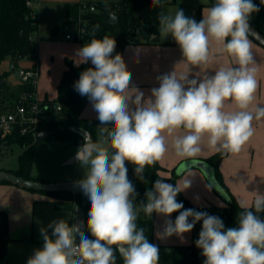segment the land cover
<instances>
[{"label": "clouds", "instance_id": "obj_1", "mask_svg": "<svg viewBox=\"0 0 264 264\" xmlns=\"http://www.w3.org/2000/svg\"><path fill=\"white\" fill-rule=\"evenodd\" d=\"M162 2L152 0L156 7ZM260 3L264 5V0ZM259 11L253 0H215L203 10L200 22L179 9L174 16L161 13L160 35L174 39L188 65H206L210 41H214L236 66L192 79L175 71L165 73L157 77L159 86L147 98L132 84L122 55L113 56V37L92 38L76 50L77 64L90 61L92 66L81 72L74 90L88 98L104 126L100 135L106 134V139L94 141L90 132L81 129L83 143L73 157L86 169L84 177L73 182L90 201L86 230L80 219L72 224L53 220L40 229L43 246L34 250L26 264H116L117 254L123 264H159L158 245L150 243L145 229L137 225L140 211L150 218L153 213L165 217L163 230L156 234L160 240L175 235L183 241L184 234L202 221L195 245L202 250L203 264H264V220L259 215L264 212V194L255 192L251 204L238 202L243 211L237 216V226L225 229L219 217L184 209L177 201V195L191 186L190 176L175 186L157 179L145 193L146 203L137 208L136 189L126 167V162L132 164L137 178L143 180L146 167L169 150L165 134L172 136L179 130L184 134L174 138L172 147L180 158L197 157L205 137L208 148L216 152L242 150L254 134L253 121L264 118V107H253L258 81L249 39L251 15ZM98 28L93 29V37ZM228 102L235 105V111H225ZM213 186L224 195L212 182L208 190ZM175 212H179L175 220L168 219Z\"/></svg>", "mask_w": 264, "mask_h": 264}, {"label": "trees", "instance_id": "obj_2", "mask_svg": "<svg viewBox=\"0 0 264 264\" xmlns=\"http://www.w3.org/2000/svg\"><path fill=\"white\" fill-rule=\"evenodd\" d=\"M27 1L28 0H0V67L3 62L8 60L12 67L18 68L21 61L27 58L34 60L36 58L37 49L34 35L39 30V21L34 23L35 21L30 16L31 10L27 6ZM214 3L215 0H211L210 6ZM253 3L260 8V11L251 15L249 23L264 35V5L260 3V0H253ZM149 6H153L152 0H123L118 4H105L101 14L89 13L88 15L83 14L80 16V12L84 10L85 7L81 5H69L66 12V22L72 19L78 20L80 17L89 20L90 23L85 27V32L83 33L80 44L84 46L86 43H89L92 38L102 39L107 35L116 40V49L113 56L116 53L123 56L128 46L150 43L156 44L158 42L157 26L144 23L140 17L142 11ZM112 16L118 19V24L116 26H111L107 23ZM97 25H99V28L95 32V37H93V29ZM115 31H117V34L113 36L112 32ZM152 34H155V38H153ZM67 65L68 69L63 73L57 87V100H55V102L62 107V111L56 114V119L53 108H48L45 111L43 120L35 131L28 132L25 135H20L16 132L5 138H2L0 134V154L3 153L7 145L12 143H18L24 149L19 157L18 169L7 172L28 180H36L31 175L36 153L34 142L41 133L47 132V135H51L59 142L72 143L76 147H79L83 143L80 130L85 129L91 133L93 140L97 141L98 133L104 126L100 125L98 120H86L81 118V114L89 100L87 97L79 95L78 92L74 90V84L79 79L81 72L92 65L87 63L75 66L71 61H68ZM8 76L9 72L0 73V79L7 80ZM31 92H33V88L29 85L20 84L12 88L5 82L0 86V109L12 105L14 101H17L24 93ZM108 127L110 128L111 126ZM73 129L77 131H73ZM227 156L228 154L217 152L205 160L214 168L217 181L230 196V201L227 202L226 206H196L192 204L182 192H180L176 198L178 202L183 203L184 209H194L219 217L223 221L225 229L236 227L237 216L243 211V209L239 207V204L232 198L222 181L219 166L222 160ZM126 167L128 168V178L135 186L137 193L134 203H136V207L139 208L140 203H146L145 193L152 189L154 182L157 179L164 180L160 175L162 167L159 161L152 166L146 167L143 180L137 178L132 164L126 162ZM179 177L180 176L176 175L173 171V177L168 181L175 186ZM0 184L9 183L0 182ZM44 194L69 203L67 204L68 207H71V204L80 206L85 211L88 219L87 213L90 207V201L86 197L71 193ZM56 205L57 207L61 206L60 203H56ZM184 209H181V211ZM252 210L254 211V209ZM178 215L179 212L173 213V221ZM259 215L260 218L264 220V212ZM189 222H191V219ZM137 225L145 229V235L148 237L150 243L158 245L160 250L159 264H203L205 258L201 255L202 250L198 249L195 245V241L198 240L199 232L202 229V221L197 222L192 229V243L189 246H162L157 244L155 241L153 214L150 218L140 211ZM49 233H51V231ZM9 243V216L7 212L0 211V264H8ZM40 243L43 244L42 238ZM117 257L118 264H123V260L118 254Z\"/></svg>", "mask_w": 264, "mask_h": 264}, {"label": "crops", "instance_id": "obj_3", "mask_svg": "<svg viewBox=\"0 0 264 264\" xmlns=\"http://www.w3.org/2000/svg\"><path fill=\"white\" fill-rule=\"evenodd\" d=\"M210 4L211 0L203 4L204 7L201 11L202 18L203 10L211 7ZM39 32L40 26L37 32L38 34L36 33L34 35L35 41L36 37L40 35ZM249 39L251 38L249 37ZM251 41L253 45L252 51L256 60V79L258 81L256 99L253 102V107H264V48L252 39ZM40 42L41 41L39 40L38 45ZM222 47V45L217 44L214 41H210L209 62L200 68L192 67L183 61L181 51L176 42L162 41L161 39H158V42L156 44L150 43L128 46L125 49L122 57L126 63L127 70L132 74V84L142 90L145 93V98H147L148 96H150V90L154 87L159 86L157 77L165 73L175 71L178 76L181 74H186L189 75V79H192L196 78L195 75L202 77L206 73L209 75L214 74V72L221 67H235L236 65L234 64L233 59L227 54V52L222 51ZM27 61H33L32 64L37 66L39 69V53L37 52L35 60L27 58L21 61L19 67L14 68V72L19 68L31 69L32 67L22 66V64L26 63ZM88 63L91 64L90 61ZM67 69L68 67L63 71V73ZM63 73L59 79L58 85L63 76ZM5 82H7V80H5ZM18 85H20V83L16 86H12V88L17 87ZM42 98H46L49 101H55L50 100L47 94ZM235 110L236 108L234 104H232L231 102L226 103L225 111ZM81 118L86 120H98L97 113L93 110L90 101L83 110ZM253 128L254 134L250 138V140L243 146L242 150L237 154H228V156L222 160L219 166L222 181L228 189L232 198L237 203L244 202L246 205L251 204L256 195L255 192L264 194V118L259 121L254 120ZM183 134V130L177 131L172 136H168L167 134H165L169 150L159 161V164L162 167L160 175L162 176V178H164L165 183L170 184L168 180L173 177V171L176 175H178L177 170L182 163L196 160L205 161L209 157L217 153L216 151L208 148L207 138L205 137L204 141H202L201 144L202 152L197 157L191 159L177 157L172 147V142L176 136H181ZM77 149L78 147L73 145L71 152H68L67 158L69 159L74 157ZM0 171L3 170L0 169ZM31 175L34 179L37 178L32 174V172ZM178 176H180L176 181V184L178 185H182L184 176H190L189 179H191L192 181L191 186L188 189L182 191V193L188 200L191 201L192 204L196 206H226L228 202L227 200L219 196L213 188L211 189V191L208 190L207 186L210 183L208 182L204 173L199 169L191 168ZM78 180L80 179H78L75 174H71L70 176L64 177L57 181H50V183L67 184L73 183ZM228 198L230 201L229 195ZM29 201L36 202L38 209L44 207V205H46L45 207L48 206L52 210L51 212L53 216L56 213L55 220L66 219L69 224L74 223L75 208L77 207L76 204H71V207H68L67 204L69 203H66L62 200H59L58 198L44 194L42 192L26 190L11 184H0V211L7 212L9 217L10 214L8 209L12 206L11 204L13 202L24 204L25 202L28 203ZM56 203H60L61 206L57 207ZM153 216L155 227V241L157 244L162 246L191 245L193 237L192 231L184 234L183 241L180 239V237H177L175 235L169 237L166 240L158 239L156 234L157 232L163 230L165 217L156 213H153ZM168 219L173 220V214H171ZM48 224H46L44 228H47ZM48 231L50 232L51 229H49ZM10 235L11 226L9 219V236ZM41 238L42 236L40 230H32L31 233H26L23 239L31 240L35 243H40Z\"/></svg>", "mask_w": 264, "mask_h": 264}, {"label": "rangeland", "instance_id": "obj_4", "mask_svg": "<svg viewBox=\"0 0 264 264\" xmlns=\"http://www.w3.org/2000/svg\"><path fill=\"white\" fill-rule=\"evenodd\" d=\"M32 9L39 19L40 32L36 37V47L39 53V79L37 92L40 97L48 95L50 100H57V85L63 71L68 67L67 62L73 61L78 65L76 50L81 48L78 42L66 39L67 34H74L82 27H87L89 20L78 18L66 22V12L69 5H81L86 9L80 12L81 15L101 14L102 8L107 3L118 4L123 0H31ZM209 0H163L159 7H146L140 14L141 20L149 25H155L158 29V39L162 41L175 42L171 36L164 38L159 33V15L161 13L173 15L176 10H183L185 16L200 22L201 11L204 3ZM90 6L96 10L90 11ZM38 34V33H37ZM117 31L112 32L116 36ZM41 41L38 45V41ZM31 62H26L22 66L37 69ZM9 72L7 85L12 87L20 83L18 71H12V66L6 60L0 67V73ZM47 100L46 98H43ZM57 115L55 114V119ZM106 139L98 133V140ZM35 158L32 166V174L40 179L38 181L51 184L50 181H57L71 174H75L78 179H82L86 169L82 168L78 162L69 164L71 158H67L68 152L73 148L72 143H62L51 135L37 138L34 142ZM107 147V145H105ZM24 149L18 143H12L5 147L0 154V169L3 171H15L19 167V157ZM62 202V201H61ZM8 209L10 214L11 241L8 247V264H26L27 259L33 255L34 250L42 248V243H35L31 240H24L26 233L32 230H40L46 224L56 219V213L52 215V210L46 205L39 208L36 202L29 201L24 204L13 202ZM53 216V217H52ZM23 239V240H22Z\"/></svg>", "mask_w": 264, "mask_h": 264}, {"label": "built area", "instance_id": "obj_5", "mask_svg": "<svg viewBox=\"0 0 264 264\" xmlns=\"http://www.w3.org/2000/svg\"><path fill=\"white\" fill-rule=\"evenodd\" d=\"M27 6L31 10V18L35 21L34 23H37L39 19L32 9L31 0L27 1ZM89 9L91 12L96 10L94 6H90ZM84 32L85 27H82L74 34H67L66 39L80 43ZM17 71L20 77V84L31 86L33 88V92L24 93L17 101H14L12 105L6 106L4 109H0V134L2 138L11 136L16 132L20 135H25L28 132L35 131L43 120L45 111L48 108H53L55 114L62 111V107L58 103L55 101H46L38 95V68H19ZM86 221L87 217L85 219V230ZM87 234L89 238H92L90 233ZM116 264H118V257Z\"/></svg>", "mask_w": 264, "mask_h": 264}, {"label": "water", "instance_id": "obj_6", "mask_svg": "<svg viewBox=\"0 0 264 264\" xmlns=\"http://www.w3.org/2000/svg\"><path fill=\"white\" fill-rule=\"evenodd\" d=\"M107 23L111 26H116L118 24V19L115 16H112ZM249 28H250V35L249 37L254 40L257 44H259L261 47L264 48V35H262L259 31H257L250 23H249ZM12 71H14V67H12ZM5 83L4 79H0V86H2ZM18 131V129H17ZM73 131H77L76 129H73ZM47 135V132L41 133L37 136V138H42ZM76 161L73 160V157L70 159L69 164H72ZM191 168H196L199 169L204 173L206 176L208 182L211 184L215 183L218 185L220 189L223 190V193L225 196L228 197L227 192L222 188L220 183L217 181L215 177V172L214 168L208 164L206 161H187L184 162L180 165V167L177 170V173L183 174L186 170L191 169ZM0 182H6L11 185L30 190V191H35V192H44V193H71L74 195H81V191L73 187V183H67V184H48V183H43L37 180H28L23 177L17 176L13 173L7 172V171H0ZM214 191L224 198L225 200L229 201V199H226L224 195L221 194L220 191L217 190L216 186L212 187ZM86 197V196H84ZM87 198V197H86ZM76 219L83 220L85 222L86 219V214L85 211L80 207L77 206L75 208V214H74V223L76 222ZM122 259V258H121Z\"/></svg>", "mask_w": 264, "mask_h": 264}]
</instances>
